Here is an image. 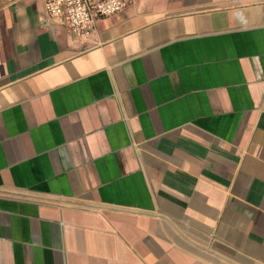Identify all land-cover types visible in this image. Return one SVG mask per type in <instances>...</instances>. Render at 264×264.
<instances>
[{
	"label": "crops",
	"instance_id": "1",
	"mask_svg": "<svg viewBox=\"0 0 264 264\" xmlns=\"http://www.w3.org/2000/svg\"><path fill=\"white\" fill-rule=\"evenodd\" d=\"M44 1L0 0V264H264V0Z\"/></svg>",
	"mask_w": 264,
	"mask_h": 264
},
{
	"label": "built area",
	"instance_id": "2",
	"mask_svg": "<svg viewBox=\"0 0 264 264\" xmlns=\"http://www.w3.org/2000/svg\"><path fill=\"white\" fill-rule=\"evenodd\" d=\"M127 0H45L49 20L62 25L72 39L91 35L96 24L125 10Z\"/></svg>",
	"mask_w": 264,
	"mask_h": 264
}]
</instances>
